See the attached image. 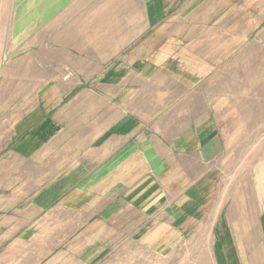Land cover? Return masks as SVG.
Wrapping results in <instances>:
<instances>
[{
  "label": "rangeland",
  "instance_id": "1",
  "mask_svg": "<svg viewBox=\"0 0 264 264\" xmlns=\"http://www.w3.org/2000/svg\"><path fill=\"white\" fill-rule=\"evenodd\" d=\"M45 263L264 264V0H0V264Z\"/></svg>",
  "mask_w": 264,
  "mask_h": 264
},
{
  "label": "crops",
  "instance_id": "2",
  "mask_svg": "<svg viewBox=\"0 0 264 264\" xmlns=\"http://www.w3.org/2000/svg\"><path fill=\"white\" fill-rule=\"evenodd\" d=\"M191 139H192V137L187 139V140L190 141ZM187 140L185 141L186 144H187ZM179 141H183L184 142V140H176V142L174 143V147L183 145L182 143L179 144L178 143ZM161 192H162L161 188H158V187L152 188L150 190L148 196H146L144 198V200L142 201V203H140V206L145 208V206L150 204V207H151L155 202L154 203H150V202H152L156 197L157 198H161V196H160ZM92 193H95V191L93 192L91 190V192L85 193V192H82V191L79 192V191L74 190L73 192H70V194L67 195L64 198L65 199L67 198L66 201L72 203L74 207H76V206L84 207V205H86V203L89 201V199L92 201V198H91L92 197ZM137 199H138V197H137ZM91 201H89L88 203H90ZM112 212H113V203H111V202L108 205H105L104 207H102L100 209V211H99L100 216L103 217L104 219L110 217ZM80 263H82V261H80ZM45 264H49V263H45Z\"/></svg>",
  "mask_w": 264,
  "mask_h": 264
}]
</instances>
